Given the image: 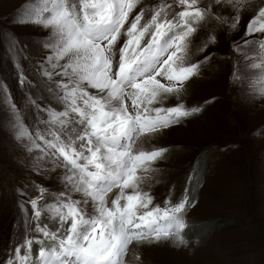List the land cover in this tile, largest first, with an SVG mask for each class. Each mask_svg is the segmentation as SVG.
Returning <instances> with one entry per match:
<instances>
[{"label": "snow or ice", "instance_id": "obj_1", "mask_svg": "<svg viewBox=\"0 0 264 264\" xmlns=\"http://www.w3.org/2000/svg\"><path fill=\"white\" fill-rule=\"evenodd\" d=\"M142 4L30 0L17 14L19 24L50 30L41 41L48 54L40 65L48 95L37 89L36 99L29 97L37 110L32 131L7 88H0L15 120L16 139L28 141L29 153L38 150L37 171L46 166L50 172L62 170V187L49 191L36 185L39 195L20 202L21 231L11 247L0 250V264H126L134 242L188 245V196L174 203L169 194L161 207L143 187L168 149L146 151L136 143L201 111L183 103L165 106L169 97L179 98L211 58L190 62L193 38L201 40L199 51H204L217 42L218 28L235 30L249 11L244 36L264 34V0ZM233 50L244 53L245 64L234 69L232 78L243 77L264 99V39L234 42ZM15 67L23 85V69L18 63ZM46 193L47 201L40 204Z\"/></svg>", "mask_w": 264, "mask_h": 264}, {"label": "rangeland", "instance_id": "obj_2", "mask_svg": "<svg viewBox=\"0 0 264 264\" xmlns=\"http://www.w3.org/2000/svg\"><path fill=\"white\" fill-rule=\"evenodd\" d=\"M156 2L143 0L141 7ZM29 3L0 0V85L7 88L32 131L37 110L29 97L36 99L33 93L37 89L48 95L40 65L48 54L41 41L50 30L17 23V14ZM251 15V11L243 13L231 32L218 28L217 42L204 51H199L201 40L193 38L190 62L211 58L201 64L200 74L187 82L179 98L169 97L165 106L183 103L201 111L161 132L142 136L136 143L137 149L146 151L168 149L153 165L156 171L149 174L143 187L161 207L169 194L174 203L188 196L192 205L185 216L188 245L134 242L126 264H264V99L243 77L232 78L234 69L245 64L244 53L233 50L234 42L243 45L245 39H264L261 33L244 36ZM205 35L203 31L198 34L200 38ZM124 39L122 35L116 46L117 59ZM17 63L26 77L23 85ZM3 98L0 88V250L11 247L21 231L19 205L39 195L36 185L49 191L62 187L61 169L50 172L46 166L37 171L38 150L29 153L25 147L28 141L16 139L15 120ZM37 103L43 105L44 101ZM199 178L202 185L194 198ZM21 191L28 195L22 196ZM114 196L115 191L109 200ZM46 201L47 193L40 204ZM26 207L31 216L30 205ZM203 229L208 231L206 237L199 234Z\"/></svg>", "mask_w": 264, "mask_h": 264}, {"label": "trees", "instance_id": "obj_3", "mask_svg": "<svg viewBox=\"0 0 264 264\" xmlns=\"http://www.w3.org/2000/svg\"><path fill=\"white\" fill-rule=\"evenodd\" d=\"M202 185L201 183V179L199 178L198 181H196L195 183V186H194V198L196 197L197 193H198V190H199V187ZM190 196V195H189ZM192 197V196H191ZM193 198V199H194ZM199 230V229H198ZM197 230V232H198ZM208 231L206 229H203V231H200L199 234L201 235V237H206V234ZM36 247V246H35Z\"/></svg>", "mask_w": 264, "mask_h": 264}, {"label": "bare ground", "instance_id": "obj_4", "mask_svg": "<svg viewBox=\"0 0 264 264\" xmlns=\"http://www.w3.org/2000/svg\"><path fill=\"white\" fill-rule=\"evenodd\" d=\"M141 139H144V138H141ZM150 178V177H149Z\"/></svg>", "mask_w": 264, "mask_h": 264}]
</instances>
